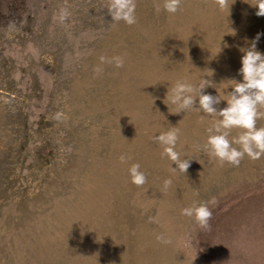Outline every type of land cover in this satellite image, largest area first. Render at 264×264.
Masks as SVG:
<instances>
[{"label":"rangeland","instance_id":"obj_1","mask_svg":"<svg viewBox=\"0 0 264 264\" xmlns=\"http://www.w3.org/2000/svg\"><path fill=\"white\" fill-rule=\"evenodd\" d=\"M109 2L0 0V264H264V155L220 163L203 150L219 117L171 113L166 95L207 73L203 91L227 97L258 32L264 52V15L248 0H180L175 13L134 0L127 24ZM101 55L123 64L96 72ZM171 127L186 172L151 138ZM210 197L206 226L182 214Z\"/></svg>","mask_w":264,"mask_h":264},{"label":"clouds","instance_id":"obj_2","mask_svg":"<svg viewBox=\"0 0 264 264\" xmlns=\"http://www.w3.org/2000/svg\"><path fill=\"white\" fill-rule=\"evenodd\" d=\"M216 2L222 9L226 0H216ZM248 2L255 7L257 16L264 15V0H248ZM179 4L180 0H163L164 10L169 13H175ZM107 10L113 20H123L127 24L135 23L134 0H110ZM67 15V10L62 9L59 19L63 21ZM260 35L261 33L258 32L251 38L247 47L240 49L242 55L240 56V66L237 69L240 79H228L235 83L229 84L231 90L228 91L227 97L218 94L216 88L217 94L203 91L207 86L215 87L214 82L206 78L209 76L207 73H202L201 78L195 83L177 80L170 89L167 86V103L175 106V111L171 113H184L195 108L210 116L219 117L206 129L208 135L203 150L220 163L228 162L235 165L239 164L245 155L250 159H258L264 155V127L256 126L257 119L264 115L259 111L260 108H264V52L256 47ZM99 60L101 64L96 66V72L101 71V66L104 63H112L116 67L123 64V58L118 55L111 57L101 55ZM222 100L225 101V104L218 108L217 105ZM167 103L165 104L167 105ZM56 118H60L59 113L56 114ZM233 128L243 129V131L229 139V132ZM178 133V128L171 127L165 131L154 133L151 138L163 146L162 155H166L172 162L173 169L186 172L193 158L182 159L175 150L179 139ZM120 159L123 161L126 157L122 154ZM128 173L134 184L141 185L145 182V174L140 170L138 163H132L128 168ZM170 184L171 179L166 178L163 181L165 189ZM209 203H215V197H210L207 203L184 207L181 212L183 215L193 217L201 226H206L211 215ZM157 239L167 242L159 235Z\"/></svg>","mask_w":264,"mask_h":264}]
</instances>
